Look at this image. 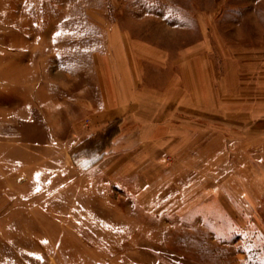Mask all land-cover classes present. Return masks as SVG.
<instances>
[{
    "label": "rangeland",
    "instance_id": "374dc122",
    "mask_svg": "<svg viewBox=\"0 0 264 264\" xmlns=\"http://www.w3.org/2000/svg\"><path fill=\"white\" fill-rule=\"evenodd\" d=\"M202 18L215 54L264 44V0H0V264H264L261 138L114 150L112 27L174 56Z\"/></svg>",
    "mask_w": 264,
    "mask_h": 264
},
{
    "label": "crops",
    "instance_id": "0c3cea01",
    "mask_svg": "<svg viewBox=\"0 0 264 264\" xmlns=\"http://www.w3.org/2000/svg\"><path fill=\"white\" fill-rule=\"evenodd\" d=\"M201 25L202 38L174 56L112 27L105 112L112 119L122 116L115 152L146 146L150 153L169 140L178 148L179 139L193 134L195 122L207 123L208 137L213 123L219 137L264 142V44L228 48L225 42L215 54L209 18ZM152 70L153 85L145 81Z\"/></svg>",
    "mask_w": 264,
    "mask_h": 264
},
{
    "label": "trees",
    "instance_id": "16d2710c",
    "mask_svg": "<svg viewBox=\"0 0 264 264\" xmlns=\"http://www.w3.org/2000/svg\"><path fill=\"white\" fill-rule=\"evenodd\" d=\"M113 135H114V134H113ZM113 135H112V136H113Z\"/></svg>",
    "mask_w": 264,
    "mask_h": 264
},
{
    "label": "snow or ice",
    "instance_id": "6c2138e0",
    "mask_svg": "<svg viewBox=\"0 0 264 264\" xmlns=\"http://www.w3.org/2000/svg\"><path fill=\"white\" fill-rule=\"evenodd\" d=\"M38 190V189H37Z\"/></svg>",
    "mask_w": 264,
    "mask_h": 264
}]
</instances>
